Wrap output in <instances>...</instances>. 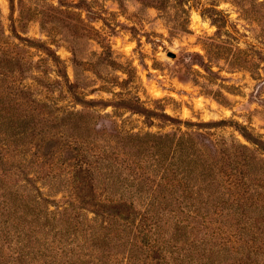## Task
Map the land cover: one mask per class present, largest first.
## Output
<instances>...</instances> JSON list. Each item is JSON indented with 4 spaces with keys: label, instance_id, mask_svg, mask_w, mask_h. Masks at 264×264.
Wrapping results in <instances>:
<instances>
[{
    "label": "trees",
    "instance_id": "trees-1",
    "mask_svg": "<svg viewBox=\"0 0 264 264\" xmlns=\"http://www.w3.org/2000/svg\"><path fill=\"white\" fill-rule=\"evenodd\" d=\"M50 11L34 15L54 36L62 24ZM67 41L73 80L49 46L37 61L25 57L0 18V264H264V157L254 153L264 141L242 125L255 148L201 132L122 130L88 108L110 103L84 97L76 38ZM48 60L81 108L36 99L21 83ZM111 104L150 110L135 97Z\"/></svg>",
    "mask_w": 264,
    "mask_h": 264
},
{
    "label": "rangeland",
    "instance_id": "rangeland-1",
    "mask_svg": "<svg viewBox=\"0 0 264 264\" xmlns=\"http://www.w3.org/2000/svg\"><path fill=\"white\" fill-rule=\"evenodd\" d=\"M52 7L59 9L55 18L62 24L54 36L34 15V9L49 13ZM0 18L9 41L21 45L25 57L37 61L49 46L71 80L67 40L74 35L76 69L85 81L80 90L86 99L110 103L88 108L109 113L124 131L201 132L218 145L235 140L255 148L243 126L264 141V0H0ZM32 69L19 80L33 97L83 106L71 101L63 82L54 81L62 77L53 61ZM122 97L138 98L150 110L111 104ZM254 153L264 157L263 149ZM37 184L47 190L41 180Z\"/></svg>",
    "mask_w": 264,
    "mask_h": 264
},
{
    "label": "water",
    "instance_id": "water-1",
    "mask_svg": "<svg viewBox=\"0 0 264 264\" xmlns=\"http://www.w3.org/2000/svg\"><path fill=\"white\" fill-rule=\"evenodd\" d=\"M167 54H168L169 56H171V57H175V56H176V53H175L174 51H172V50H168V51H167Z\"/></svg>",
    "mask_w": 264,
    "mask_h": 264
}]
</instances>
